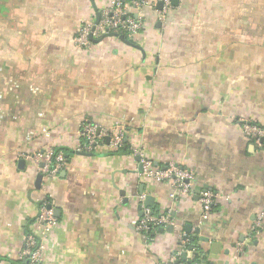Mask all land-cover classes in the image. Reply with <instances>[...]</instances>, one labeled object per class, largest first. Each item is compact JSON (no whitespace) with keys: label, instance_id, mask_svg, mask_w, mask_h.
<instances>
[{"label":"crops","instance_id":"obj_1","mask_svg":"<svg viewBox=\"0 0 264 264\" xmlns=\"http://www.w3.org/2000/svg\"><path fill=\"white\" fill-rule=\"evenodd\" d=\"M146 1L143 32L127 38L139 48H81L78 30L111 0H0V264H30L29 235L39 264H170L193 236L199 264H264V147L244 136L264 127V0H178L166 24L161 0ZM85 121L123 126L129 152L78 151ZM49 149L68 163L37 187ZM137 157L194 172L192 192ZM203 190L219 195L207 216ZM144 208L170 213L173 232L137 231Z\"/></svg>","mask_w":264,"mask_h":264},{"label":"built area","instance_id":"obj_2","mask_svg":"<svg viewBox=\"0 0 264 264\" xmlns=\"http://www.w3.org/2000/svg\"><path fill=\"white\" fill-rule=\"evenodd\" d=\"M162 10L159 12V20L166 24L170 11L173 9L174 0H161ZM146 0H111L109 6L104 7L100 14L99 22L91 19L80 27L74 42L76 46L81 48H90L93 46V40H100L104 36L112 33L133 39L143 32L145 24L140 14L142 10L148 7ZM81 141L78 147L80 152H93L97 147L108 145L111 150L117 152L122 149L126 143L125 128L117 126L114 128H100L91 121H85L81 128ZM244 136L258 147H264V127L257 123L248 122L244 124ZM109 139V142H107ZM42 162L40 168L41 174L46 179L58 178L61 171L66 167L68 160L65 155L56 150L49 149L43 154L35 156ZM142 173L153 174L158 181H170L175 184L178 190L184 192H192L196 175L194 172L178 167L168 166L158 170H154L153 165L142 160ZM219 195L212 190H203L199 193V200L203 205L205 216L212 213L217 204ZM53 205L50 199H46L40 209L37 223L40 226H51L55 223ZM257 226L261 227V221L258 220ZM134 227L137 231L144 235H151L161 228L174 227V220L170 213H162L156 215L151 209L144 208L143 215L135 223ZM189 239H182V249L174 254L170 264H197L191 252L187 248ZM187 258L183 260V254ZM41 258V248L37 241V237L29 235L22 252V259L30 264H39Z\"/></svg>","mask_w":264,"mask_h":264},{"label":"water","instance_id":"obj_3","mask_svg":"<svg viewBox=\"0 0 264 264\" xmlns=\"http://www.w3.org/2000/svg\"><path fill=\"white\" fill-rule=\"evenodd\" d=\"M91 1L94 2V0H91ZM177 1H178V0H174V4H177ZM158 7H159V8H162V3H159V4H158ZM99 19H100V14L98 13V14H97V20H96V23L99 22ZM106 37H117V38H119L123 43H125V44H127V45H129V46H132V47L139 48V47L136 46L134 43H132L130 40H128L125 36L119 35V34H117V33L108 34V35L104 36L102 39H104V38H106ZM93 41L96 42V43H98V42L101 41V39H100V40H93ZM107 142H109V139H107ZM82 155H86V156L89 155V156H91V155H93V154H92V153H91V154L82 153ZM137 160L139 161V160H140V157H137ZM140 171L142 172V166H140ZM43 178H44L43 174H40V175L38 176V178H37V183H36V186H37V187H40V186H41ZM121 194L124 195L125 192H122ZM144 203H145L146 206L153 207V199H152L151 197H149V196L146 197ZM189 228H190V227H187V230L191 231ZM173 230H174L173 227H168V228H161V229L159 230V232H160V233H164V232H166V231H167V232H173ZM186 258H187V256H186V254L184 253V254H183V260H185Z\"/></svg>","mask_w":264,"mask_h":264},{"label":"trees","instance_id":"obj_4","mask_svg":"<svg viewBox=\"0 0 264 264\" xmlns=\"http://www.w3.org/2000/svg\"><path fill=\"white\" fill-rule=\"evenodd\" d=\"M60 152H62L64 155H65V157L67 158V153H65L64 152V150H62V149H59V150H56V153H60ZM121 152H129V147L128 146H126V143H125V145H124V147L122 148V149H120V150H118L117 151V153H121ZM67 160H68V158H67ZM153 234V233H152ZM151 234V235H152ZM195 239H194V236L192 237V238H190L189 239V243L187 244V248L189 249V248H193L194 250H195ZM195 262L197 263V264H199L200 263V260H199V257H198V254H197V256L195 257Z\"/></svg>","mask_w":264,"mask_h":264}]
</instances>
